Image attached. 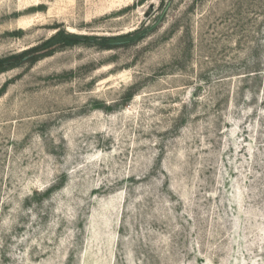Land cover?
Instances as JSON below:
<instances>
[{
    "label": "rangeland",
    "instance_id": "rangeland-1",
    "mask_svg": "<svg viewBox=\"0 0 264 264\" xmlns=\"http://www.w3.org/2000/svg\"><path fill=\"white\" fill-rule=\"evenodd\" d=\"M58 31L0 72V264H264V0H0V60Z\"/></svg>",
    "mask_w": 264,
    "mask_h": 264
},
{
    "label": "trees",
    "instance_id": "trees-1",
    "mask_svg": "<svg viewBox=\"0 0 264 264\" xmlns=\"http://www.w3.org/2000/svg\"><path fill=\"white\" fill-rule=\"evenodd\" d=\"M91 38L87 36H78L74 34H67L63 31L56 32L50 39L45 42L25 50L21 54L12 55L5 59L0 60V72L4 69H12L16 67L18 62L25 57H28L29 61L35 62L41 57L50 55V52H44L47 48L60 45V46H71L80 42L89 41ZM106 41H114L110 38ZM108 45V44H107ZM42 52V53H41ZM41 53V54H40Z\"/></svg>",
    "mask_w": 264,
    "mask_h": 264
}]
</instances>
